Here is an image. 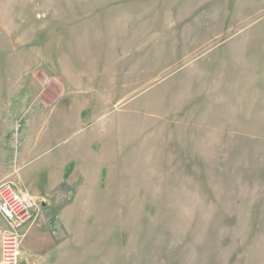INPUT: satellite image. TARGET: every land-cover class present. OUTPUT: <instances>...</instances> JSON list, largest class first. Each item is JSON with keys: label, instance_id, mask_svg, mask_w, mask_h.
Segmentation results:
<instances>
[{"label": "rangeland", "instance_id": "obj_1", "mask_svg": "<svg viewBox=\"0 0 264 264\" xmlns=\"http://www.w3.org/2000/svg\"><path fill=\"white\" fill-rule=\"evenodd\" d=\"M0 138L86 181L44 264H264V0H0Z\"/></svg>", "mask_w": 264, "mask_h": 264}, {"label": "crops", "instance_id": "obj_2", "mask_svg": "<svg viewBox=\"0 0 264 264\" xmlns=\"http://www.w3.org/2000/svg\"><path fill=\"white\" fill-rule=\"evenodd\" d=\"M2 148L3 146H0L1 153ZM31 150L32 147L29 146L23 148L22 153L26 160ZM1 157L0 155V159ZM19 169L17 175L13 177L15 183L10 182L17 189L34 197L38 204L34 222L24 232L21 254L31 264H44L47 263L48 257L54 254V250H50V247L58 245L53 229L59 222L58 217L67 214L82 183L86 181L73 167L66 170L59 164L49 166L48 163H44L30 170L29 173H21ZM1 176L0 168V183L3 181ZM2 222L0 217V225Z\"/></svg>", "mask_w": 264, "mask_h": 264}, {"label": "built area", "instance_id": "obj_3", "mask_svg": "<svg viewBox=\"0 0 264 264\" xmlns=\"http://www.w3.org/2000/svg\"><path fill=\"white\" fill-rule=\"evenodd\" d=\"M35 209L31 195L10 181L0 183V264H20L18 232L33 220Z\"/></svg>", "mask_w": 264, "mask_h": 264}]
</instances>
